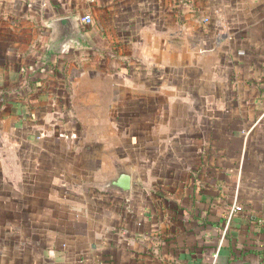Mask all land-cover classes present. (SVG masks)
Segmentation results:
<instances>
[{
	"label": "crops",
	"instance_id": "crops-1",
	"mask_svg": "<svg viewBox=\"0 0 264 264\" xmlns=\"http://www.w3.org/2000/svg\"><path fill=\"white\" fill-rule=\"evenodd\" d=\"M8 101L0 264H264V0H0Z\"/></svg>",
	"mask_w": 264,
	"mask_h": 264
},
{
	"label": "water",
	"instance_id": "water-1",
	"mask_svg": "<svg viewBox=\"0 0 264 264\" xmlns=\"http://www.w3.org/2000/svg\"><path fill=\"white\" fill-rule=\"evenodd\" d=\"M55 38L51 47L54 54H60L65 48L78 45L84 41L81 27L76 17H64L52 23ZM112 189L129 195L132 188V177L130 173L120 171L111 183Z\"/></svg>",
	"mask_w": 264,
	"mask_h": 264
},
{
	"label": "rangeland",
	"instance_id": "rangeland-1",
	"mask_svg": "<svg viewBox=\"0 0 264 264\" xmlns=\"http://www.w3.org/2000/svg\"><path fill=\"white\" fill-rule=\"evenodd\" d=\"M125 82L126 81H118L119 86H120L119 89H120V91L123 94L125 93ZM130 82H132L131 85H132L133 89L135 90V92L137 94H140L141 93V89H142V83H143V81H130ZM79 83H83V82L82 81H66L65 85H63V81H60V87L59 88L61 89V92H65L67 94H71V95L81 94L80 89H82V90L83 89H87V87H85L83 85L76 86ZM91 83H92L90 85L91 86V89H89V90H91L92 92H93V90H97V91L102 92V93H107V94L110 93L109 92V88L110 87L109 86H104L105 85L104 84L105 82L102 83V84L101 83H96L97 85H93L94 82H91ZM53 87H54V89H57L56 86H53ZM119 89H117V90H119ZM85 92L86 91L82 92V94L85 93ZM121 92H119V93H121ZM12 103H14V101H8V102H5V103H0V110L4 111L5 109H11V108H13L14 105ZM117 138H118V140H120L119 135H117Z\"/></svg>",
	"mask_w": 264,
	"mask_h": 264
},
{
	"label": "trees",
	"instance_id": "trees-1",
	"mask_svg": "<svg viewBox=\"0 0 264 264\" xmlns=\"http://www.w3.org/2000/svg\"><path fill=\"white\" fill-rule=\"evenodd\" d=\"M43 71H38L36 73H33V77H35L36 81H27V85L29 88H34V87H38V88H43L45 86L46 78L42 79L43 77ZM40 78V79H39ZM14 105L13 108H18L21 109L22 113L25 114V116L29 115V107H28V103L25 101H19L16 104L12 103ZM27 114V115H26Z\"/></svg>",
	"mask_w": 264,
	"mask_h": 264
},
{
	"label": "built area",
	"instance_id": "built-area-1",
	"mask_svg": "<svg viewBox=\"0 0 264 264\" xmlns=\"http://www.w3.org/2000/svg\"><path fill=\"white\" fill-rule=\"evenodd\" d=\"M87 1L90 4H94L96 3L97 0H87ZM82 22L86 25H90L93 22V18L91 15H86L85 17L82 18ZM242 211H243L242 207H240L239 205H234L233 209L231 210L230 219L232 220L236 214ZM212 264H216V260Z\"/></svg>",
	"mask_w": 264,
	"mask_h": 264
}]
</instances>
